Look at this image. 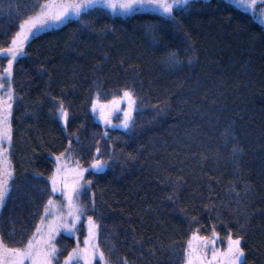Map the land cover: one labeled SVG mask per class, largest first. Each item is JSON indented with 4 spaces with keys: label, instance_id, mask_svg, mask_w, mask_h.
Returning a JSON list of instances; mask_svg holds the SVG:
<instances>
[{
    "label": "trees",
    "instance_id": "obj_1",
    "mask_svg": "<svg viewBox=\"0 0 264 264\" xmlns=\"http://www.w3.org/2000/svg\"><path fill=\"white\" fill-rule=\"evenodd\" d=\"M44 1L0 0V45ZM91 11L84 14L89 29L75 19L46 29L25 45L28 55L15 65L11 155L17 190L0 212V230L6 234L14 226L17 238L30 234L47 198L32 174L48 176L51 154L63 151L73 132L81 141L75 158L87 165L93 139L102 150L105 145V129L89 110L97 86L108 100L132 84L141 108L135 126L131 132L109 129L116 159L88 175L99 242L113 249V264H122L119 258L182 264L192 231L207 234L214 225L225 236L244 218L247 262L264 264L263 26L227 0H193L178 25L155 14ZM169 51L179 52L178 65L165 62ZM40 64L47 69L43 75ZM51 96L70 109L67 133ZM71 246L70 239L62 254Z\"/></svg>",
    "mask_w": 264,
    "mask_h": 264
},
{
    "label": "snow or ice",
    "instance_id": "obj_2",
    "mask_svg": "<svg viewBox=\"0 0 264 264\" xmlns=\"http://www.w3.org/2000/svg\"><path fill=\"white\" fill-rule=\"evenodd\" d=\"M235 2L251 10L258 23L264 26V8L260 9L257 16V0ZM192 4L193 0H45L38 5V11L20 21L18 30L5 42L6 46L0 45V210L7 206L13 192L17 190L11 155V117L16 100L13 87L15 65L28 55L25 45L38 39L39 34L46 29L66 26L74 19L79 21L84 29H89L90 21L84 14L92 15L91 10L108 9L111 13L121 16L155 14L164 22L171 21L178 25V17L187 12ZM165 62L169 66L178 65L181 62L179 52H167ZM38 72L41 75L47 72L44 64L39 65ZM50 99L54 105L53 113L67 133L72 116L70 109L62 98L51 96ZM140 110L132 84L119 89L118 94L112 95L108 100L101 99V90L97 86L95 95L91 97L90 111L105 127V131L100 134L101 139L105 140L103 150L100 140L93 139L94 152L85 167L75 158L81 145L80 137L75 132L66 136L64 150L51 154L54 165L51 173L44 177L43 173L34 172L30 178L32 181L43 182L44 187L39 190L47 196V200L38 206L34 213L39 219L30 234L21 233L17 238L14 226L6 234L0 230V264H113V249L105 250L99 242L101 225L95 218L99 213L95 193L91 191L94 181L85 174L91 176L102 173L109 166V161H115L117 153L112 150L109 129L122 128L131 132L136 123L134 113ZM161 110L157 109L158 112ZM120 112L122 118L118 116L119 123L114 124L113 114ZM128 158L133 157L129 154ZM172 183V195L167 197L170 201L175 196V182ZM82 195L86 202L82 201ZM57 196L62 199H55ZM89 211L93 214L88 215ZM191 223H198L196 217H192ZM237 224L239 227L235 233L230 228L227 230L224 248L216 246L220 237L214 225L210 235H200L199 228L192 231L184 249V264H248L243 246L247 219L244 218V223L237 220ZM82 227H86V234L82 232ZM61 233L76 237L75 246L67 251L66 255H63L57 246V236ZM78 233L83 235L82 244ZM119 259L122 264H128L126 258Z\"/></svg>",
    "mask_w": 264,
    "mask_h": 264
},
{
    "label": "rangeland",
    "instance_id": "obj_3",
    "mask_svg": "<svg viewBox=\"0 0 264 264\" xmlns=\"http://www.w3.org/2000/svg\"><path fill=\"white\" fill-rule=\"evenodd\" d=\"M228 2H230V3H232L234 6H236V7H238V8H240V9H242V10H245L246 12H249L253 17H254V15H253V13H252V11L251 10H248V9H246V8H244V7H242V6H240V5H238L236 2H235V0H227ZM45 2V1H44ZM261 8H264V0H257V4H256V14H257V16H258V13H259V11H260V9ZM107 11H109L108 9H106ZM110 12V11H109ZM111 13V12H110ZM113 14V13H112ZM256 20H257V17H254ZM258 22V21H257ZM263 28H264V26H263ZM18 30V29H17ZM111 99V98H110ZM122 107H123V105H122ZM89 110H90V107H89ZM90 113H91V111H90ZM92 114V113H91ZM120 117V118H122V112H120V113H114L113 114V123L114 124H118L119 123V119H117V117ZM92 117L94 118V120H95V122H97V123H99L104 129H105V127H104V125H102L99 121H98V119L92 114ZM60 123V122H59ZM62 126V125H61ZM115 129H120V130H124V129H122V128H115ZM73 163H74V160H73ZM83 165V164H82ZM54 166V165H53ZM83 166H85V167H87V165H83ZM52 170V169H51ZM50 173H51V171H50ZM49 173V174H50ZM48 174V175H49ZM86 175V177L87 178H90V177H88V173H86L85 174ZM92 191V190H91ZM91 193H89V195H90ZM55 199H57V200H61L62 199V197H59V196H57V197H54ZM81 199H82V201H85L86 202V198L82 195L81 196ZM46 200H47V198H46ZM45 200V201H46ZM0 212H1V210H0ZM88 215H91V213H90V211L88 212ZM39 219V218H38ZM37 222H38V220H37ZM83 228V232H84V234H86V227H82ZM210 233H211V231H209L207 234L205 233V234H200V235H210ZM219 234V233H218ZM65 236H68V234L67 233H61L60 235H58L57 236V241H58V247L61 249V244H60V242L62 241V239H64V237ZM79 236V235H78ZM226 236L227 235H225V236H221L220 234H219V237H220V239H219V241L217 242V247H219V248H224V247H226ZM73 237V236H72ZM72 239H74V245L73 246H75V243H76V237H73ZM79 239H80V241H81V244H82V241H83V235H81V236H79ZM72 246V247H73ZM71 247V248H72ZM186 247H187V243H186ZM185 247V248H186ZM63 247H62V249H61V252L63 251ZM71 249H69L68 251H70ZM65 251V250H64ZM63 251V252H64ZM67 254V251L63 254V255H66ZM63 255L61 256V260L63 259ZM182 264H184V260H183V263Z\"/></svg>",
    "mask_w": 264,
    "mask_h": 264
},
{
    "label": "flooded vegetation",
    "instance_id": "obj_4",
    "mask_svg": "<svg viewBox=\"0 0 264 264\" xmlns=\"http://www.w3.org/2000/svg\"><path fill=\"white\" fill-rule=\"evenodd\" d=\"M82 230V232H83V228L81 229ZM84 233V232H83ZM78 235L79 236H81L79 233H78ZM73 237L72 236H70V235H68V236H65L64 237V239H62V241L60 242V244H61V249H62V247L64 248V249H66L67 248V244H68V241L71 239V243H72V246L74 245V239H72ZM71 246V247H72ZM64 249H63V251H64Z\"/></svg>",
    "mask_w": 264,
    "mask_h": 264
}]
</instances>
